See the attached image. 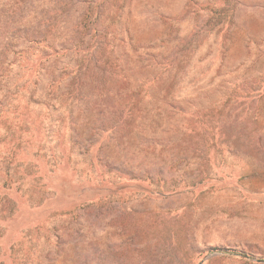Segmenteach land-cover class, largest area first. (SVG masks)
Segmentation results:
<instances>
[{"label": "rangeland", "instance_id": "1", "mask_svg": "<svg viewBox=\"0 0 264 264\" xmlns=\"http://www.w3.org/2000/svg\"><path fill=\"white\" fill-rule=\"evenodd\" d=\"M0 264H264V0H0Z\"/></svg>", "mask_w": 264, "mask_h": 264}, {"label": "trees", "instance_id": "2", "mask_svg": "<svg viewBox=\"0 0 264 264\" xmlns=\"http://www.w3.org/2000/svg\"><path fill=\"white\" fill-rule=\"evenodd\" d=\"M36 34V33H35ZM96 56V55H95ZM91 61V59H89V62ZM88 62V63H89ZM92 62V61H91ZM104 64H108V61H105Z\"/></svg>", "mask_w": 264, "mask_h": 264}]
</instances>
